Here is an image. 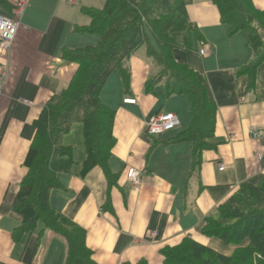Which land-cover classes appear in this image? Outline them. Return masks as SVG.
<instances>
[{
	"label": "crops",
	"instance_id": "0c3cea01",
	"mask_svg": "<svg viewBox=\"0 0 264 264\" xmlns=\"http://www.w3.org/2000/svg\"><path fill=\"white\" fill-rule=\"evenodd\" d=\"M252 2L264 9V0ZM104 3L29 0L13 44L0 48V264L65 262V241L41 222L15 234L22 216L12 205L27 174L24 160L35 136L34 122L77 69L62 51L97 43L95 34L83 30L90 17L82 8L100 9ZM186 13L201 38L190 51L174 49L173 57L207 81L216 107V145L203 149L193 163L192 142L174 140L189 126L188 101L183 94H167L163 82L145 89L159 67L145 45L143 51L138 47L126 59L129 91L117 71L101 91L102 102L115 113L108 165L117 174L116 184L109 187L96 166L84 176L60 175L61 187L49 192L51 208L85 229L95 264H164L160 251L185 237L229 256L235 246L201 233L205 219L242 184L257 183L264 174V61L249 68L254 56L248 34H230L212 0H189ZM0 14L10 15L9 5H0ZM202 48L205 55L199 54ZM159 84L162 96L156 91ZM125 98L136 102L125 103ZM162 112L174 113L180 130L149 135L146 121ZM129 167L141 173L136 190L126 177Z\"/></svg>",
	"mask_w": 264,
	"mask_h": 264
},
{
	"label": "trees",
	"instance_id": "16d2710c",
	"mask_svg": "<svg viewBox=\"0 0 264 264\" xmlns=\"http://www.w3.org/2000/svg\"><path fill=\"white\" fill-rule=\"evenodd\" d=\"M229 33L248 34L253 60L250 69L264 61V9L252 0H212ZM189 0H105L100 9L84 7L90 17L84 31L98 41L75 49L65 48L62 57L77 65L67 86L53 95L34 122L35 136L26 154L27 174L19 184L13 210L22 216L15 234L31 231L41 222L66 244L64 264H95L85 242V229L51 208L49 192L61 187L60 175L84 176L100 167L108 186L117 174L108 165L114 145V111L101 99V91L112 72L120 74L129 91L126 59L141 45L159 71L148 77L145 89L163 82L167 94H183L189 104V126L174 140L192 142V161L213 141L216 107L206 79L186 64L177 63L174 49L190 51L200 33L186 13ZM8 6V0H0ZM10 7V5H9ZM150 34L154 43L150 42ZM154 44V45H153ZM247 69H245L246 71ZM201 233L235 246L229 256L185 237L160 253L164 264H264V174L257 183H244L214 215L205 219ZM130 264V263H124ZM136 264H147L141 260Z\"/></svg>",
	"mask_w": 264,
	"mask_h": 264
},
{
	"label": "built area",
	"instance_id": "2783aa9c",
	"mask_svg": "<svg viewBox=\"0 0 264 264\" xmlns=\"http://www.w3.org/2000/svg\"><path fill=\"white\" fill-rule=\"evenodd\" d=\"M29 0H8L10 5V15L5 16L0 14V48L8 50L13 44L17 31L21 25V18ZM206 49L199 50L200 55H205ZM125 103H135L133 98H125ZM27 103V101H24ZM179 124L177 116L172 112H162L152 115L146 121V132L151 136H157L163 132L174 129ZM251 135L255 137L257 133L251 131ZM223 169L222 166L219 167ZM126 177L129 180L133 189H138L141 185V173L129 167L126 170Z\"/></svg>",
	"mask_w": 264,
	"mask_h": 264
},
{
	"label": "rangeland",
	"instance_id": "374dc122",
	"mask_svg": "<svg viewBox=\"0 0 264 264\" xmlns=\"http://www.w3.org/2000/svg\"><path fill=\"white\" fill-rule=\"evenodd\" d=\"M90 35H92V34H90ZM95 35H96V34H95ZM147 35H148V37H149V39H150V42L153 43V40H152L151 35H150V34H147ZM94 37L97 38V40H98L97 35H96V36L93 35L92 39H94ZM153 45H154V44H153ZM143 47H144V45H142V47H141V51H143V49H144ZM114 73H116V72H114ZM156 91H157V93H160L161 96L163 95V87L161 86V84L156 85ZM161 103H162V102H161ZM161 103H160L159 105H161ZM178 121H179V124H178L174 129L170 130V132H165V134L176 133L177 131H179V130H180V120H179V118H178ZM165 134H164V135H165Z\"/></svg>",
	"mask_w": 264,
	"mask_h": 264
}]
</instances>
